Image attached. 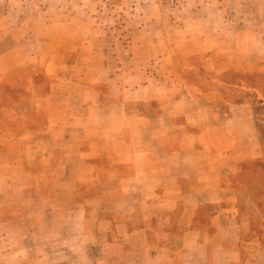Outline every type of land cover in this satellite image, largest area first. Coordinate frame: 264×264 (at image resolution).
Instances as JSON below:
<instances>
[{
    "label": "crops",
    "instance_id": "obj_1",
    "mask_svg": "<svg viewBox=\"0 0 264 264\" xmlns=\"http://www.w3.org/2000/svg\"><path fill=\"white\" fill-rule=\"evenodd\" d=\"M244 2L243 22L219 1L19 4L18 50L0 52V264H264L249 167L264 164V0ZM188 42L211 47L208 83L187 79L208 77L183 67ZM44 203L78 227L44 226L60 218Z\"/></svg>",
    "mask_w": 264,
    "mask_h": 264
},
{
    "label": "rangeland",
    "instance_id": "obj_2",
    "mask_svg": "<svg viewBox=\"0 0 264 264\" xmlns=\"http://www.w3.org/2000/svg\"><path fill=\"white\" fill-rule=\"evenodd\" d=\"M36 0H0V52L2 51H17L18 45L16 41V35L18 32V20H19V4L25 3L28 7L34 6ZM195 0H188V2L194 3ZM219 1V7H220V18L228 20L229 18L234 19V21H242L244 20V16L248 14H243L241 12L243 5H245V0H202L204 4H214V2ZM249 5L250 3L246 4ZM190 8H188L189 11ZM232 9V10H231ZM228 10V15L226 14V11ZM190 12H187L189 15ZM228 16V19H227ZM240 17V18H237ZM215 30V34H217L216 40L219 43V54H226V51H232L233 50V44L228 38H226L224 31V28L219 29H213ZM10 33V41L7 42L4 40V33ZM212 32V29L209 28H203L202 34L210 36ZM186 34L188 35V38L192 37L195 34V28L193 26H188ZM210 45H203L202 52L200 49L197 48V46L193 42H188L186 45L185 54L187 56V59L183 65L185 69H193L194 67L201 68V70L204 72L203 74H207L208 77L206 78L202 74H198L197 72H190V74L187 75V79L189 82H204L208 83L207 80L212 79L211 72L209 71L213 66L209 62V56H210ZM223 56V55H222ZM10 62L15 63L16 60H9ZM222 60L219 62L221 63ZM219 64L215 65L214 67H217ZM226 78V77H225ZM207 79V80H206ZM206 80V81H205ZM230 84H235L236 86H242V80H233V82H230ZM209 85V84H208ZM251 169H264V164L262 163H252L249 166ZM263 176H260L264 180V172H261ZM258 205L260 207V214L258 216V220L256 224L254 225L255 233L252 234L254 238L259 237L260 239L264 238V190L261 199H259ZM53 207V209H51ZM44 211L55 210L57 213H59V219L57 220H51L49 219L44 226L50 228L52 226H57L60 228V230H64L67 228H76L78 225L76 224L75 220H69L64 218V213H66V210L68 209V205L64 204H46L43 205ZM100 243V237L95 236L93 238V243ZM108 244V241H106Z\"/></svg>",
    "mask_w": 264,
    "mask_h": 264
}]
</instances>
